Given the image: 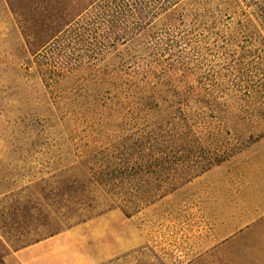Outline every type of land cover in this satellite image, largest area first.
I'll return each instance as SVG.
<instances>
[{
  "label": "rangeland",
  "instance_id": "rangeland-1",
  "mask_svg": "<svg viewBox=\"0 0 264 264\" xmlns=\"http://www.w3.org/2000/svg\"><path fill=\"white\" fill-rule=\"evenodd\" d=\"M252 1L137 0L155 14L143 31L95 53L65 40L63 60L82 61L59 80L64 68L38 65L69 0H0V264H264L244 253L250 238L264 251V12ZM61 95L62 120L49 113ZM117 143L133 155L154 144L150 164L169 172L192 146L226 158L137 211L99 208L54 232L60 206L78 202L62 189L93 188L86 154ZM151 165L131 194L166 179ZM35 223L45 245L23 263Z\"/></svg>",
  "mask_w": 264,
  "mask_h": 264
},
{
  "label": "trees",
  "instance_id": "trees-1",
  "mask_svg": "<svg viewBox=\"0 0 264 264\" xmlns=\"http://www.w3.org/2000/svg\"><path fill=\"white\" fill-rule=\"evenodd\" d=\"M83 1L85 2V0H69L70 9L63 8L58 15L54 16L56 21H61L67 16L74 14L68 24H66L67 27L65 26L62 30L58 31L59 34L53 36L55 43L58 42L55 47L56 50L54 51V48L51 52L52 54L46 53L49 54V57L44 56V61L38 65L39 70H43L44 72H50V70L55 71L57 67L64 68L59 75V80L66 77V72H72L78 69L82 61L78 59L73 61L69 60L68 62L64 61L67 58L65 56L67 54L63 52L65 40H68L69 44H72V48L80 53L82 50L95 53V49L90 47L99 44L102 46L97 47L96 50L103 51L106 47H109V44H118L120 41L130 39L137 33H141L143 31L142 27L148 24L155 15L146 8L142 9L139 3H137V0H88L86 6L80 9L79 7H81ZM250 5L254 10L264 12V0H253ZM84 46L89 47L85 48ZM52 55H56V58L53 59L52 57L51 59L50 56ZM59 80H53L52 85L55 82L56 86ZM62 97L64 96L61 95L58 98L59 100L53 98L50 101L52 109L49 112L50 116L60 120L67 115V112H61L60 104ZM50 116H42V118L50 119ZM183 134L192 138L196 136V132L193 130L185 131ZM152 141L154 143L155 140ZM122 146H125V144L117 143L110 150L104 147L86 154L85 157L94 168H89V172L93 173H86L87 175L84 174L83 176L85 178L84 180L92 178L90 183H92L93 188H69V185H67V188L62 189L61 193L63 196L68 191L74 192L78 202L70 212L66 210L67 206L64 204L60 206L56 216L59 221L55 224L56 227L54 229L56 230L52 231H58L61 228L60 226L77 224L99 208L111 209L117 206L123 210H127L125 211L126 213L137 211L140 209L139 202L145 206L154 202L226 158L225 152H215L203 157L201 154H198L199 150L192 146L186 149L188 153L191 152L188 160L181 165L177 164L174 167H170L172 171L169 172L167 171L169 167L164 166L165 164L167 165L166 161L161 162L158 166L150 164L151 160L162 158V153L160 154L154 148V144L144 143V145H141L140 155L123 153L120 151L122 150ZM131 148V146H127L129 152ZM150 165L167 171L166 173L168 175L166 179L160 180L162 184H158L153 188H147L143 193L138 194L140 195L138 197L131 194L134 193L131 186L132 183L139 176H144L145 170ZM75 182H78L77 179L72 180V182L68 181L71 185ZM32 208L36 209L37 207L33 206ZM62 209H64V212H62L64 214L59 216L61 214L59 211H62ZM45 225L46 223H35L32 229L33 232L29 236V241H38L39 236L44 231L43 228Z\"/></svg>",
  "mask_w": 264,
  "mask_h": 264
},
{
  "label": "crops",
  "instance_id": "crops-1",
  "mask_svg": "<svg viewBox=\"0 0 264 264\" xmlns=\"http://www.w3.org/2000/svg\"><path fill=\"white\" fill-rule=\"evenodd\" d=\"M261 231H262V237L260 238V244L262 247H264V217H262L261 219V225H260ZM255 239L254 238H250L249 240L246 241V247L247 250H245L244 253L246 254H262L264 253L263 250H256V246H255ZM44 242L38 241L32 245H29L25 248H22L20 250H18V257L19 259L23 262V260L28 256L31 255L32 253H34L37 250H40L41 247H44ZM261 249V247H260ZM24 263V262H23ZM25 264V263H24Z\"/></svg>",
  "mask_w": 264,
  "mask_h": 264
}]
</instances>
